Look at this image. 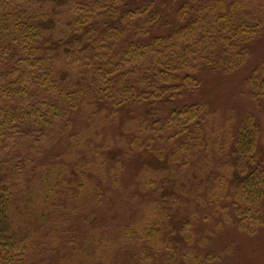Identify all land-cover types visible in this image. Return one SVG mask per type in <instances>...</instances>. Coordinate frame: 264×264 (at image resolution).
<instances>
[{
  "label": "trees",
  "instance_id": "obj_1",
  "mask_svg": "<svg viewBox=\"0 0 264 264\" xmlns=\"http://www.w3.org/2000/svg\"><path fill=\"white\" fill-rule=\"evenodd\" d=\"M160 1L0 0V264H23L24 240L19 241L14 217L18 193L33 185L34 158L53 155L65 141L59 142L73 111L90 103L94 114L96 103L107 100L110 116L100 121L109 125L111 117L130 108L142 123L162 108L168 114L166 132L172 125L176 137H192L202 125L204 107L171 106L181 102L187 88L198 86L199 67L222 73L238 68L245 45L264 27V15L245 13L240 1L189 0L171 7L172 13ZM256 74L263 77L259 83ZM178 75H183L181 88L173 84ZM248 85L261 91L253 100L264 97V66ZM253 122L248 118L233 133L234 142L226 137L223 143L231 150L224 178L235 191L234 222L251 232L260 224L264 203V147ZM50 169L48 164L38 181L56 188L58 176H50ZM97 180H80L84 196L87 184ZM153 211L158 217L141 228L122 226L127 240L164 248L174 258L172 243L160 240L158 207Z\"/></svg>",
  "mask_w": 264,
  "mask_h": 264
},
{
  "label": "rangeland",
  "instance_id": "obj_2",
  "mask_svg": "<svg viewBox=\"0 0 264 264\" xmlns=\"http://www.w3.org/2000/svg\"><path fill=\"white\" fill-rule=\"evenodd\" d=\"M184 1L189 0L160 3L172 13L171 7ZM225 1H240L245 13L264 15V0ZM260 35L245 45V60L235 70L199 67L198 86L187 88L181 102L171 106L204 107L202 125L192 137H176L172 125L166 132L168 114L162 108L143 123L130 108L111 117L109 125L100 121L109 119L107 100L96 103L94 114L90 103L73 111L59 142L65 141L53 155L34 158L33 185L18 193L14 217L19 241L24 240L23 264H264V203L253 232L237 228L235 191L224 178L231 150L223 146L226 137L234 142L238 126L253 117L264 147V97L253 100L261 91L248 85L252 73L264 66V27ZM182 77L173 84L181 88ZM262 79L253 75L254 82ZM182 144L189 148L185 157ZM48 164L50 176H58L56 188L38 181ZM86 176L98 180L87 184L84 196L80 180ZM155 206L160 240L172 243L174 258L164 248L128 241L122 227L141 228L154 220Z\"/></svg>",
  "mask_w": 264,
  "mask_h": 264
}]
</instances>
